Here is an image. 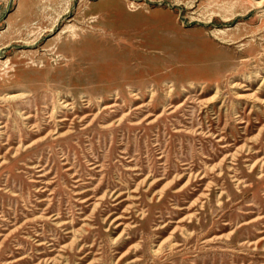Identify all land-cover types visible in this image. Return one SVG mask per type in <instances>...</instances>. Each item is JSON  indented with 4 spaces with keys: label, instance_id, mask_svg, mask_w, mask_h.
Here are the masks:
<instances>
[{
    "label": "rangeland",
    "instance_id": "obj_1",
    "mask_svg": "<svg viewBox=\"0 0 264 264\" xmlns=\"http://www.w3.org/2000/svg\"><path fill=\"white\" fill-rule=\"evenodd\" d=\"M257 1L0 0V264H264Z\"/></svg>",
    "mask_w": 264,
    "mask_h": 264
},
{
    "label": "bare ground",
    "instance_id": "obj_2",
    "mask_svg": "<svg viewBox=\"0 0 264 264\" xmlns=\"http://www.w3.org/2000/svg\"><path fill=\"white\" fill-rule=\"evenodd\" d=\"M263 2H264V0H259V1H257L256 2V4L258 5V6H260V5H262L263 4ZM58 18V17H57ZM57 18H55V20H54V22L52 23V26H54V24L56 23V19ZM42 32V30L40 31V33ZM40 33H38L37 35H35L34 37H33V39H28V38H25L24 40H21V41H25L26 43H35L36 41V39L38 38V36L40 35ZM7 46V45H6ZM3 65L4 64H7V62H5V63H2ZM264 78V77H263ZM263 80V79H262ZM259 123V122H258ZM251 166H252V164H251ZM249 169H251V168H249ZM12 218V217H11ZM4 223V222H3ZM159 249V248H158Z\"/></svg>",
    "mask_w": 264,
    "mask_h": 264
}]
</instances>
